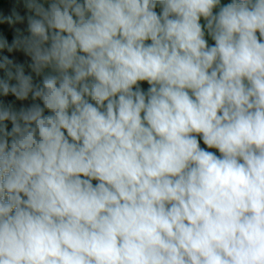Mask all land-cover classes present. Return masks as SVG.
I'll use <instances>...</instances> for the list:
<instances>
[{
	"label": "clouds",
	"instance_id": "9594fccd",
	"mask_svg": "<svg viewBox=\"0 0 264 264\" xmlns=\"http://www.w3.org/2000/svg\"><path fill=\"white\" fill-rule=\"evenodd\" d=\"M0 264H264V0L0 10Z\"/></svg>",
	"mask_w": 264,
	"mask_h": 264
},
{
	"label": "trees",
	"instance_id": "16d2710c",
	"mask_svg": "<svg viewBox=\"0 0 264 264\" xmlns=\"http://www.w3.org/2000/svg\"><path fill=\"white\" fill-rule=\"evenodd\" d=\"M12 3H13V0H0V10L7 12L9 8L11 7Z\"/></svg>",
	"mask_w": 264,
	"mask_h": 264
}]
</instances>
